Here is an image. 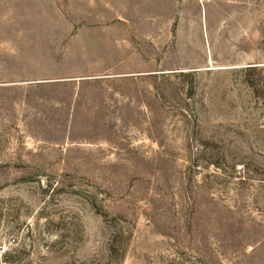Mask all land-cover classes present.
I'll list each match as a JSON object with an SVG mask.
<instances>
[{"label":"rangeland","instance_id":"374dc122","mask_svg":"<svg viewBox=\"0 0 264 264\" xmlns=\"http://www.w3.org/2000/svg\"><path fill=\"white\" fill-rule=\"evenodd\" d=\"M0 264H264V0H0Z\"/></svg>","mask_w":264,"mask_h":264}]
</instances>
